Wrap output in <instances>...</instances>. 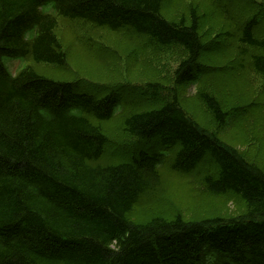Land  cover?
I'll return each instance as SVG.
<instances>
[{"label": "trees", "instance_id": "trees-1", "mask_svg": "<svg viewBox=\"0 0 264 264\" xmlns=\"http://www.w3.org/2000/svg\"><path fill=\"white\" fill-rule=\"evenodd\" d=\"M165 1L0 0V264H264V169L180 104V88L203 75L224 35L208 39L193 8L188 20L166 18ZM258 22L255 14L246 19L239 37L253 49L245 65L264 77ZM60 23L126 31L179 49L173 85L148 81L126 93L114 83L28 65L66 64ZM3 56L26 64L12 74ZM207 67L210 81L235 83V64ZM199 97L222 125L230 114L224 103L207 91ZM118 117L130 139L159 147L122 146L133 151L100 163L111 142L101 124ZM194 173L204 192L238 199L244 212L228 219L132 217L163 184Z\"/></svg>", "mask_w": 264, "mask_h": 264}, {"label": "rangeland", "instance_id": "rangeland-1", "mask_svg": "<svg viewBox=\"0 0 264 264\" xmlns=\"http://www.w3.org/2000/svg\"><path fill=\"white\" fill-rule=\"evenodd\" d=\"M243 7L247 10L242 17L240 8ZM190 8L203 18L201 31L207 32L208 39H215L218 33L224 35L218 38L217 55L206 65L220 68L235 64L238 67L234 73L235 83H215L205 74L209 69L204 66L203 75L196 82L185 83L180 88V104L195 122L264 169V77L245 65V56L252 54L253 49L242 44L239 37V26L255 14L259 19L258 35L264 38V0H167L162 5V13L168 19L176 20L183 15L188 20ZM57 34L66 52V64L56 68L31 61L28 65L61 78L86 77L99 83H114L126 93V88L148 81L172 86V73L182 56L179 49L158 47L143 36L126 31L110 32L87 23H60ZM2 60L12 74L25 63L8 56H3ZM200 91L214 95L230 112L222 125H218L206 109L199 97ZM101 126L111 142L100 163H112L144 144L149 151L159 147L157 142L130 139L122 129L120 117ZM126 145L132 148H122ZM179 181L182 183L163 184L153 201L136 208L132 217L146 219L156 213L171 216L180 212L193 220L215 215L228 219L245 210L244 203L238 199L216 198L204 192L198 173L180 177Z\"/></svg>", "mask_w": 264, "mask_h": 264}]
</instances>
